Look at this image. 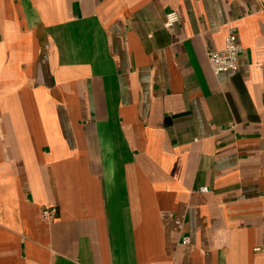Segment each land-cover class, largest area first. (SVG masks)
<instances>
[{
  "label": "crops",
  "instance_id": "obj_1",
  "mask_svg": "<svg viewBox=\"0 0 264 264\" xmlns=\"http://www.w3.org/2000/svg\"><path fill=\"white\" fill-rule=\"evenodd\" d=\"M0 264H264V0H0Z\"/></svg>",
  "mask_w": 264,
  "mask_h": 264
},
{
  "label": "built area",
  "instance_id": "obj_2",
  "mask_svg": "<svg viewBox=\"0 0 264 264\" xmlns=\"http://www.w3.org/2000/svg\"><path fill=\"white\" fill-rule=\"evenodd\" d=\"M180 19V13L177 9H171L166 13L164 26L169 28L176 24ZM241 44L234 33H229L224 39L222 48L209 53L208 59L214 73L226 70H235L239 66V55ZM202 190L207 191L208 186H202ZM41 217L45 221H53L58 215L56 205H46L41 210ZM260 247H255L259 249Z\"/></svg>",
  "mask_w": 264,
  "mask_h": 264
}]
</instances>
